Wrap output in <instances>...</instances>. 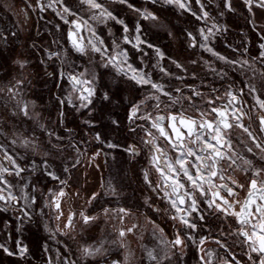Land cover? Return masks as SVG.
Wrapping results in <instances>:
<instances>
[{
    "label": "rangeland",
    "instance_id": "rangeland-1",
    "mask_svg": "<svg viewBox=\"0 0 264 264\" xmlns=\"http://www.w3.org/2000/svg\"><path fill=\"white\" fill-rule=\"evenodd\" d=\"M135 1L136 6L130 8L128 4H120L115 0H98L118 19L124 21L129 29L127 33L123 31V25L115 21L101 23L92 20L91 16L96 10H89L86 5H80L76 0H71L70 5L79 9L78 16L87 20L96 34L105 41L109 55L120 49L127 50L128 62L134 68L150 73L154 82L163 84L165 90L172 91L173 95H178L173 91L177 87L183 89L185 96L191 95L190 88H196L208 98L222 94L229 84L237 90L245 87L247 83L256 86L257 94H264V76L260 75L264 72V61L256 59L260 57L261 51H264L260 48V45L264 44V8L253 6L249 12L244 0H231L232 10H229L225 6V0H200V4H197L200 16L202 4L203 11L208 12V18L195 19L187 15L185 9L175 4H166L164 0H156L155 3L152 0ZM27 5H31L29 7L35 14L33 22H30V12L25 4L22 10L19 9L22 7L20 0H0V35L7 37L6 41L0 39V89H3L0 91V130L3 133L0 134V145L15 155L22 166L30 168L31 161L34 160L36 165H40L41 160L46 159L48 170L62 180H67L64 190L68 195L61 201V211L64 215L58 221L50 201L53 199L52 194L64 187L63 185L51 179L40 168H37L35 173L31 170L22 173V178L7 177L15 186L13 192L17 196L21 195L20 190L27 183L25 192L35 196L36 203L26 204L23 199L10 205L0 202V243H6V246L15 252V241L19 240L29 249L24 258L18 255L9 256L0 250V264H49V261L51 264H64L65 260L72 264H113L114 261L117 264H157V261L148 257V251L157 256L160 264H200L201 253L192 241L186 240V246L182 249L161 243L162 240L168 241L165 230L163 235L159 231L162 229L161 224L164 219L171 220L174 230H180L182 236L189 233L197 240L200 236L219 235L217 224L211 223L208 220V211L201 209L205 220L197 221L198 228L194 232L185 229L171 219L174 210L163 193L159 190L153 191V187L144 179V172L147 171L153 186L160 181L158 173L149 163L150 149L142 142L145 138L144 131L137 127L144 125L147 128L148 125L143 120L130 122L129 115L131 106L139 103L154 90L149 86L137 85L126 76L118 74L114 68L103 67L99 54L89 51L87 56H81L76 53L67 41V32L72 25L65 24L56 14L60 9L56 12L51 8L41 11L35 0L29 1ZM143 12H151L157 19H144L141 14ZM39 13L40 17L37 15ZM65 18L69 21L76 19L67 15ZM231 19L234 20V25L238 24V27L245 31L244 37L235 33L237 30L232 32L226 28V23ZM137 25L140 27L139 33L136 32ZM213 25L216 27L213 28ZM202 28L205 29V34L209 28L215 33L207 42L199 34ZM245 34L250 39V50L246 52L236 43L246 42ZM81 35L85 37V44L89 39L95 41V37L87 28ZM125 35L132 41L131 44L124 43ZM136 35L145 41L139 46V50L132 46L136 42ZM39 37L40 40L36 39ZM193 37L196 47L191 46ZM113 42L119 45V49L114 48ZM204 43L227 60H248L250 67L245 66L243 75L240 70L233 71V65L219 60L200 46ZM148 44L153 47H147ZM217 44L218 47H215ZM156 49L163 53V59L157 55ZM32 50L40 52L39 55L36 57ZM52 53L59 55L49 58ZM17 61H26V66L21 68ZM177 64L182 67L178 68ZM85 68L97 76L96 95L92 105L88 109H76L67 103L61 105L59 99H64L70 94L71 86L67 79H61L60 73L79 72ZM161 68L171 75H165ZM221 70L227 73L224 79L217 74ZM17 81H23V84L16 86L13 98V93L8 92V88L16 85ZM213 88L219 92L213 93ZM105 93L109 97L107 100L103 98ZM160 99L167 102L164 96ZM194 99L197 105H202L200 98ZM244 99L251 108L254 104L252 97L246 95ZM18 103L29 105L31 119L19 113ZM154 104V100H147L142 112L150 111L153 116L167 114L168 109H164L163 104L162 111L159 112L153 108ZM202 106L207 108V105ZM183 107L188 108L187 101L183 102ZM180 108L181 105L178 104L172 110L177 111ZM13 112L17 115H12ZM188 114L194 115L195 112L188 109ZM249 115L251 120L245 118V124L250 123L257 136H264V133L259 132L256 119L258 112L250 111ZM129 122L131 127L137 128L134 134L126 127ZM48 132L54 135L50 137ZM97 134L100 136L99 141L95 139ZM56 136L62 139L57 140ZM26 138L36 141L40 154H33L31 147L23 146L22 141ZM12 140L16 143L13 144ZM232 141L240 155L252 160L256 167H264V161L246 151L244 144L251 146V142L239 129L233 130ZM109 143L117 147L109 148ZM8 144L18 151L11 152ZM52 144L59 147L53 148ZM129 146H134L138 154L125 151ZM97 148L103 155L95 156L93 160ZM44 151L50 154L43 157ZM168 154L173 158L175 156L171 150H168ZM2 156L3 152L0 151V158ZM77 161L79 163H76ZM73 163H76L75 167H72ZM237 164L243 166L239 160ZM65 167H68V172L64 171ZM238 171L229 170L226 175L232 177ZM33 187L35 191L32 190ZM112 188L116 190L115 195L111 194ZM94 192L99 193V196L89 204L88 199ZM156 201H161L164 208L162 215L157 212V220L151 221L154 216L150 212ZM104 208L130 209V215L125 216L121 223L118 212L104 215ZM21 209L26 210L29 216H24ZM81 211L96 216L97 219L85 225L79 216ZM71 212L75 214L73 227L65 229L67 216ZM195 215L193 214V217ZM132 225H136L133 233L121 240L119 230ZM57 228L63 229L67 234L57 231ZM174 238L175 232L171 240ZM101 245L102 254L98 253L94 257H85L82 254L84 247L91 246L94 249ZM204 247L207 250L212 249V252L217 249L209 244ZM45 248L48 250L45 251ZM172 249L178 252L175 253ZM165 252L170 259L161 260ZM217 252H214L215 255ZM213 258L215 259V256ZM223 259L227 257L221 254L220 261ZM247 262L251 264L248 259ZM213 264L216 263L213 261Z\"/></svg>",
    "mask_w": 264,
    "mask_h": 264
},
{
    "label": "snow or ice",
    "instance_id": "snow-or-ice-1",
    "mask_svg": "<svg viewBox=\"0 0 264 264\" xmlns=\"http://www.w3.org/2000/svg\"><path fill=\"white\" fill-rule=\"evenodd\" d=\"M120 4H127V0H115ZM153 3L156 0H152ZM166 4H175L181 9L190 10L186 0H164ZM197 4H200V0H196ZM80 5H86L89 10H96L91 16L92 20L106 23L107 21H115L117 24L123 25V31L127 33L129 31L124 21L118 19L104 4L98 2V0H79ZM244 4L248 7L249 12L252 11V7L256 6L264 8V0H244ZM31 7V5H29ZM59 6L60 11L56 14L64 21L65 24H71L72 27L68 31V40L71 43L72 49L80 54L81 56H87L89 51L92 53L99 54L103 61L102 66L105 68H114L118 74L126 76L128 79L134 81L139 86H149L153 92L149 93L139 103H134L130 108L129 121L135 122L143 120L148 125L147 128L144 125H137L144 131L145 138L142 142L147 145L150 149L149 163L155 169L160 177V181L154 186L152 181L149 179V173L144 172L145 182L153 187V191H161L164 198L168 200V203L172 210H174L171 219L177 221L185 229H190L193 232L198 228L197 221H204L205 215L201 211L200 205L203 203L212 214H220L223 217H233L235 223L239 226L234 232H230L229 235H235L242 237L241 244L247 246V259L251 264H264V167H256L252 160L246 159L240 155L233 146L232 133L234 129H239L243 134L246 135L247 139L251 142V146L247 143L244 144L246 151L252 153L253 156H257L258 159L264 161V136H257L254 130L251 129V124H245V118L251 120L249 112H258L256 119L259 124V132L264 133V94H257L258 89L254 84L247 83L245 87L234 90L233 85L229 84L227 89L222 94H217L214 97L210 96L205 98L204 93L198 91L196 88H190L191 95H183L182 88H175L173 91L178 95H173L172 91H166L163 84L154 82L151 78L150 73H146L143 69L134 68L131 63L128 62L127 50L120 49L114 51V54L109 55L108 46L105 45V41L96 34L92 26L87 20L78 16V8L67 4L65 0H48L47 3L43 0H37V7L41 11L46 8H51L56 11V7ZM225 6L232 10L231 0H225ZM128 7H133L128 4ZM203 5L201 4L202 15L197 16V19H207L208 12L203 11ZM140 11L139 9H134ZM144 19H157V17L151 12L141 13ZM65 15L76 17V19L69 21L65 18ZM193 15H196L193 13ZM213 28L216 25L212 26ZM87 28L95 41L89 39L85 44V37L81 35V32ZM219 30V29H217ZM136 32H140V27L137 25ZM199 34L202 39L207 42L210 36L215 33L211 28L200 29ZM13 35H15L13 33ZM191 35V34H189ZM0 39L7 40V37L0 35ZM124 43L131 44L128 36H124ZM135 43L132 44L134 48L139 50V46L145 41L140 39L139 35L135 36ZM114 48L119 49V45L113 42ZM192 47H196L195 37H193ZM206 51L212 53L219 60H225L227 63L233 65V71L240 70L243 75L245 66H249L248 60L243 61H230L226 57L216 53L212 47L208 46L207 43L201 44ZM147 47H153L148 44ZM261 49H264V44L260 45ZM157 55L163 59V53L159 49H156ZM59 55L58 53L50 54ZM66 55V53H65ZM264 61V51H261L260 57L256 58ZM21 68L26 66V61H17ZM175 63V62H173ZM195 63V61H193ZM207 63V62H206ZM178 68L181 65H176ZM161 72L165 75H171L166 69L161 68ZM213 71H216L213 69ZM130 73V75H129ZM221 79L227 76V73L221 70L217 73ZM264 76V72L260 73ZM61 79H67L71 86L70 94L64 99H59V103L64 105L69 104L71 107L76 109H88L93 103V98L96 95L95 83L97 76L95 73H90L87 68L83 71H70L67 74L61 72ZM176 79H183L182 77H176ZM23 81H17L16 85L8 88V92L13 93L15 98V89L17 85H22ZM247 88V92H245ZM3 91V89H0ZM213 93H218L219 90L213 88ZM248 95L254 100V104L249 108L247 101L244 97ZM164 96L167 98V102L161 101L160 97ZM200 98L202 105H207L204 108L202 105H197L194 98ZM107 100L109 97L107 93L103 97ZM147 100H154L155 104L153 108L155 110L162 111L161 105L163 104L164 109H168L167 114H157L153 116L152 112L144 111L142 109L145 106ZM187 101L188 108L183 107V102ZM180 104L181 108L177 111H173L176 105ZM19 113L24 117L31 119L29 114V105L27 103L19 104ZM188 109L194 110V115L188 114ZM12 115H17L13 112ZM63 113L61 112V116ZM85 123H90L85 121ZM115 123V122H114ZM43 128V125H41ZM133 128L132 131H135ZM45 131H47L45 129ZM0 134L2 130H0ZM51 137L54 135L52 132H48ZM57 140L62 137L56 136ZM95 139L100 140L99 134L96 135ZM161 141L163 143H161ZM15 144L16 141L12 140ZM51 143V142H50ZM22 144L25 148L31 147L33 154H40L39 146L35 140L24 139ZM167 145L165 147L164 145ZM53 148H58V145L52 144ZM75 147V146H73ZM109 148L117 147L109 143ZM168 150L175 153L174 158L170 157ZM258 150V151H256ZM0 151L3 152L2 158H0V202L5 205L18 203L23 199L26 204L36 203L35 196L25 192L28 184L25 183L21 188V195L17 196L13 192L15 187L7 177H21L22 173L31 170L33 173L37 171V168L43 169L46 175L51 179L59 182L61 187L57 192L53 193V199L50 201L54 210L56 211V220H60L64 213L61 211V201L68 195L64 190L67 187V180H62L54 172L48 170V163L46 159H42L40 165H36V162L31 161V166H22L18 163L17 157L10 154L7 149L0 145ZM79 151V149H77ZM125 151L132 154H138L134 146H129ZM50 153L48 151L43 152V157H47ZM100 152L95 153V156L100 155ZM241 161L242 165L237 164V161ZM76 163H79L77 161ZM76 163L72 164V167L76 166ZM229 170H240L249 175V181L247 185L246 196L241 199H236V189H243L245 185L240 184L237 180L231 176L226 175ZM65 172H68V167L64 168ZM221 181V183H217ZM231 185V186H230ZM103 186V185H102ZM234 186V187H233ZM35 191V187L32 189ZM223 193V194H222ZM111 194L115 195V188L111 189ZM79 195V193H77ZM99 193H93L88 203L96 200ZM199 198H203L202 200ZM47 206V205H46ZM24 216H29V213L21 209ZM118 212L120 214L121 223H123L124 217L130 215V212L126 208L115 209H103V214L108 215L110 212ZM193 214H196L193 217ZM74 213L67 216V222L64 225L65 229H71L73 227ZM83 223L85 225L96 220V216L85 214L84 211L79 213ZM154 223V222H152ZM136 225H132L128 228H121L119 230V237L121 240L128 234L133 233ZM19 231V229H17ZM57 231L67 234L63 229L57 228ZM163 235V229L159 230ZM224 233L221 232V235ZM212 240L220 248H223L231 259H223L222 264H240L236 256L231 252L229 246L222 242L220 239H216L212 236H200L197 240L191 234L185 233L181 235L180 230H177L175 238L171 241L162 240L161 243L170 245L172 248H183L186 246L185 241H192L196 244L199 252L200 264H213V257L215 253L207 250L204 245L209 240ZM17 250L11 251L6 243H0V250H3L7 255L13 256L18 255L20 258L26 257L29 249L21 241H15ZM123 246V243L121 244ZM101 247L92 248L91 246L84 247L82 254L85 257H94L96 254L101 252ZM48 249L45 248V251ZM148 257L152 261H157L160 264L157 256L152 251L147 252ZM161 260L170 259L167 252L160 258ZM51 264V261H49ZM64 264H72L65 260ZM117 264V262H113Z\"/></svg>",
    "mask_w": 264,
    "mask_h": 264
},
{
    "label": "flooded vegetation",
    "instance_id": "flooded-vegetation-1",
    "mask_svg": "<svg viewBox=\"0 0 264 264\" xmlns=\"http://www.w3.org/2000/svg\"><path fill=\"white\" fill-rule=\"evenodd\" d=\"M165 146H167V145L165 144ZM97 152H100L101 153L100 155H103V152L99 148L96 149V153ZM248 181H249L248 175L246 176L245 179H240L238 181L240 184L245 185V188H243V189L237 188L236 189V192H237V197H235L236 199H241L242 200L246 196ZM218 182H221V181H217V183ZM163 208L164 207H163L161 201H156L154 203L153 210H152L153 213L150 212L151 215L154 216L153 217L154 219H152L151 221L157 220V216H156V213L157 212H159L162 215L161 211H162ZM135 210L136 209L134 208L133 211H135ZM72 213L73 212H71V214ZM208 220L211 223H213V224L216 223L217 224V227L216 228L219 231H222L224 233V236L223 237H221L219 235H215L214 237L216 239H220L222 242H225L229 246L231 252L236 256L237 260L240 261V264H248V262H247V255H246L247 246L241 244V241H242L243 238L242 237H237L235 235H229L230 232H234L239 227L235 223V219L233 217H227V218H225V217H223L220 214H212V213H210V214H208ZM208 244L211 245V246H213V247H215V248H219L220 249V251H218L219 253L217 255H215V262H216V264H222V262L220 261V255L221 254H224L227 257V259H229V260L231 259V257L228 256V253L225 252V250H223V248H220L217 244H215L214 242H212L211 239L208 242H206V244L204 246H206Z\"/></svg>",
    "mask_w": 264,
    "mask_h": 264
},
{
    "label": "crops",
    "instance_id": "crops-1",
    "mask_svg": "<svg viewBox=\"0 0 264 264\" xmlns=\"http://www.w3.org/2000/svg\"><path fill=\"white\" fill-rule=\"evenodd\" d=\"M29 1L31 2L32 0H20V3L22 4V7L21 8H19L20 10H22L23 9V4H25L26 5V7H27V9H28V11L31 13H28V16L30 15L31 16V20H30V22L32 21L33 22V20H34V16H35V14H34V12H32L33 10H31L30 9V7L27 5L28 3H29ZM78 3H79V0H76ZM43 2H45V3H47L48 2V0H43ZM65 2L67 3V4H69L70 5V2H71V0H65ZM186 2L188 3V6L190 7L189 9L190 10H185V13L187 14V15H190L191 17H193V18H195V19H197V16H200V13H199V11H198V8H197V3H196V0H186ZM35 4H36V6H37V0H35ZM127 4H131L133 7H135L136 6V1L135 0H127ZM196 4V5H195ZM57 9H59V7L57 6L56 7V11H57ZM56 11H54V12H56ZM49 14H50V12L49 11H47ZM38 13V12H37ZM193 13H195L196 15H193ZM39 17H40V13L39 14H37ZM51 15V14H50ZM26 16V15H25ZM27 18V17H26ZM227 22V21H226ZM229 22V21H228ZM235 32V31H234ZM235 33H238L240 36H243V34L245 33V31L242 29V28H240V27H238L237 28V31L235 32ZM244 37V36H243ZM245 40H246V42H242V41H238V42H236V43H238V44H240V48H241V50H245V52L246 51H249L250 50V39L247 37V35L245 34ZM215 47H218V44L215 46ZM220 48V47H219ZM7 109V108H6ZM136 123V122H135ZM139 124V123H138ZM132 125V124H131ZM133 125H137V124H133ZM129 126H130V122L129 123H127V125H126V127H127V129L128 130H131L132 131V129L133 128H136L135 126L133 127H131L130 126V128H129ZM8 128H7V126H5V130H7ZM137 131V128H136V130L135 131H132V134H134V132H136ZM8 147L9 148H11L12 150H10L11 152H13L14 150V152H17L18 150L16 149V148H12L9 144H8ZM15 147V146H14ZM263 167V166H262ZM248 175V177H249V175L250 174H246L245 172H243V171H238L237 173H235V174H233V178L235 179V180H237V181H239L240 179H245L246 178V176ZM200 208L201 209H203L204 211H208V214H210L211 212H210V210L209 209H207V207H206V205H204L203 203L200 205ZM129 210V212H130V209H128ZM207 214V215H208ZM165 216V215H164ZM154 219V218H153ZM150 220V219H149ZM152 220V219H151ZM171 221V220H170ZM169 220H167V219H164V222L161 224V228L163 229V230H165V233H166V236L168 237L167 239H168V241H171V238L173 237V233L175 232V235H176V232H177V230H174V227H173V225L171 224V222H170ZM170 226V229H168V227ZM217 232H220L219 233V235L221 236V237H223L224 236V234L223 235H221V232L222 231H219L218 229H217ZM182 249V248H181ZM218 250H219V248H217ZM214 250V252H217L218 250ZM175 253H177L178 251L176 250V249H172ZM212 249H210V251H211ZM186 252H187V250H186ZM194 252V251H193ZM217 253H219V252H217ZM187 254V253H186ZM213 261L215 262V259L213 258ZM216 263V262H215Z\"/></svg>",
    "mask_w": 264,
    "mask_h": 264
},
{
    "label": "trees",
    "instance_id": "trees-1",
    "mask_svg": "<svg viewBox=\"0 0 264 264\" xmlns=\"http://www.w3.org/2000/svg\"><path fill=\"white\" fill-rule=\"evenodd\" d=\"M228 21V20H227ZM226 23V22H225ZM234 20L233 19H231V20H229V23L227 22L226 24H227V26H226V28L228 29V30H230V31H232V32H234L235 30H237V28H238V24L237 25H234ZM240 23H242V22H240ZM239 23V24H240ZM38 26V25H37ZM229 32V31H228ZM36 39H39L40 40V37L39 38H36ZM36 43H39V42H36ZM40 44V43H39ZM31 52H33V54L37 57L38 55H39V53L40 52H35V50H32Z\"/></svg>",
    "mask_w": 264,
    "mask_h": 264
},
{
    "label": "water",
    "instance_id": "water-1",
    "mask_svg": "<svg viewBox=\"0 0 264 264\" xmlns=\"http://www.w3.org/2000/svg\"><path fill=\"white\" fill-rule=\"evenodd\" d=\"M67 41H68L69 44H71L70 41L68 40V32H67ZM257 122H258V120H257ZM218 183H221V182H218ZM2 203H3V202H2ZM223 250H224V249H223Z\"/></svg>",
    "mask_w": 264,
    "mask_h": 264
}]
</instances>
